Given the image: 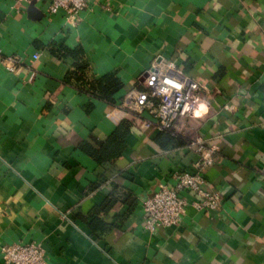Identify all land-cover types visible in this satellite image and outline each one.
I'll list each match as a JSON object with an SVG mask.
<instances>
[{
  "label": "crops",
  "instance_id": "obj_1",
  "mask_svg": "<svg viewBox=\"0 0 264 264\" xmlns=\"http://www.w3.org/2000/svg\"><path fill=\"white\" fill-rule=\"evenodd\" d=\"M86 1L73 24L44 1L34 14L33 1L0 0V49L23 63L0 62V264L2 248L29 242L48 264H264V0ZM65 47L82 54L51 51ZM166 60L209 91L192 122L220 148L204 179L225 202L190 206L179 226L152 233L144 201L175 171H194L196 154L66 77L80 62L85 82L114 74L122 100ZM127 121L118 158L82 151ZM95 221L107 227L93 231Z\"/></svg>",
  "mask_w": 264,
  "mask_h": 264
},
{
  "label": "built area",
  "instance_id": "obj_2",
  "mask_svg": "<svg viewBox=\"0 0 264 264\" xmlns=\"http://www.w3.org/2000/svg\"><path fill=\"white\" fill-rule=\"evenodd\" d=\"M26 1H44L47 14L63 13L73 24L89 6L86 0ZM0 62L11 72L23 64L18 56H3L1 49ZM142 81L143 89L130 90L115 105L116 110L141 120L142 128L147 131L156 130L187 141L197 156L194 171H175L174 184L162 182L144 201L145 229L154 233L179 226L190 206L198 212L210 213L220 211L225 200L219 193L208 191L204 179L205 172L218 162L220 148L201 136L192 122L200 105L207 101L209 91L174 61H156ZM228 109L229 106L225 107ZM1 252L5 264H48L44 247L36 242L9 245Z\"/></svg>",
  "mask_w": 264,
  "mask_h": 264
},
{
  "label": "trees",
  "instance_id": "obj_3",
  "mask_svg": "<svg viewBox=\"0 0 264 264\" xmlns=\"http://www.w3.org/2000/svg\"><path fill=\"white\" fill-rule=\"evenodd\" d=\"M52 53L57 57H64L67 55L80 57L82 52L80 50H72L70 48H60L59 50L52 48ZM87 69L86 63H78L75 70L71 71L66 77L67 82L72 80L81 83L84 87L88 86V93L94 98L99 99L103 102H108L112 105H117L121 100H117L115 96L123 88V84L114 74H108L101 79L88 82L84 80V74ZM130 132V122H125L117 128V130L107 139L106 143H103L99 149H95L93 146L87 144L82 145L81 149L83 152L92 155L98 163H106L108 160H114L118 158L126 149V138ZM165 134V133H161ZM171 139H175L170 134H165L161 141L168 144V142H174ZM177 139V138H176ZM179 145V143H177ZM117 189V188H116ZM113 196V194H112ZM113 199H109L107 202L108 206L104 210H108L112 206ZM107 226L99 221H95L91 224L93 231L97 229L104 230Z\"/></svg>",
  "mask_w": 264,
  "mask_h": 264
},
{
  "label": "water",
  "instance_id": "obj_4",
  "mask_svg": "<svg viewBox=\"0 0 264 264\" xmlns=\"http://www.w3.org/2000/svg\"><path fill=\"white\" fill-rule=\"evenodd\" d=\"M35 2L33 1V3L31 4V6H30V9H29V12H31V13H34V14H36V7H35Z\"/></svg>",
  "mask_w": 264,
  "mask_h": 264
}]
</instances>
